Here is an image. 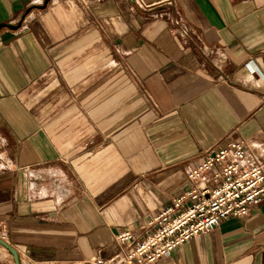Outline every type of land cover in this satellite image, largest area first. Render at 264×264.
Masks as SVG:
<instances>
[{"label":"crops","instance_id":"0c3cea01","mask_svg":"<svg viewBox=\"0 0 264 264\" xmlns=\"http://www.w3.org/2000/svg\"><path fill=\"white\" fill-rule=\"evenodd\" d=\"M44 1L0 0V24L24 18L0 33V222L21 264L146 239L216 144L264 163V0ZM156 264H264V202Z\"/></svg>","mask_w":264,"mask_h":264},{"label":"built area","instance_id":"2783aa9c","mask_svg":"<svg viewBox=\"0 0 264 264\" xmlns=\"http://www.w3.org/2000/svg\"><path fill=\"white\" fill-rule=\"evenodd\" d=\"M187 182V190L148 221V227L155 228L153 234L135 242L132 231H121L115 236L119 254L96 264H156L224 220L249 217L264 202V163L242 143L206 150L188 172ZM7 236V227L0 222V239Z\"/></svg>","mask_w":264,"mask_h":264},{"label":"water","instance_id":"95a60500","mask_svg":"<svg viewBox=\"0 0 264 264\" xmlns=\"http://www.w3.org/2000/svg\"><path fill=\"white\" fill-rule=\"evenodd\" d=\"M49 2H50V0H45L44 4L42 6H39V8L45 9L47 7V5L49 4ZM30 11H31V9H29L27 11V14H29ZM23 21H24V18L17 25H11V24H5V23L0 24V33H1V30L3 28H7V29H10V30H18V29H20L22 27ZM0 245L2 247H4L5 249H7L12 254V256L14 258V261H15V264H21L18 252L13 247H11L7 242H5L2 239H0Z\"/></svg>","mask_w":264,"mask_h":264}]
</instances>
